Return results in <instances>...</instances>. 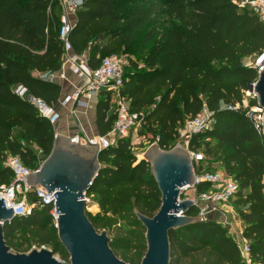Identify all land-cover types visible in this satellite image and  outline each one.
<instances>
[{
	"label": "trees",
	"instance_id": "16d2710c",
	"mask_svg": "<svg viewBox=\"0 0 264 264\" xmlns=\"http://www.w3.org/2000/svg\"><path fill=\"white\" fill-rule=\"evenodd\" d=\"M234 1L85 0L69 38L74 53L86 55L92 70L106 57L132 50L136 59L124 71L123 96L132 113L142 117L140 136L149 134L151 144L171 150L187 120L205 107L214 113V128L195 135L190 150L204 146L205 163H221L239 182L233 205L244 225L243 238L250 243L253 264H264V137L242 111L223 108L239 104L258 78L257 69L242 60L264 53V24ZM62 12L60 0H0V187L14 178L5 166L9 156L36 171L52 151L53 126L15 88L57 104L61 86L44 76L62 67ZM113 103L110 94H100L101 137L113 131ZM133 148L127 137L103 149L101 170L86 193L99 207L95 215L86 210L97 231L112 235L127 226L122 236L111 238L110 247L128 264L136 263L127 252L134 251L142 262L147 251L146 230L135 211L153 218L162 204L150 163L138 159ZM211 188L202 182L196 190ZM50 212V207L36 208L5 224L4 238L13 252L47 247L69 262ZM187 214L195 217L197 209ZM170 247V264H247L228 229L212 220L171 231Z\"/></svg>",
	"mask_w": 264,
	"mask_h": 264
},
{
	"label": "water",
	"instance_id": "95a60500",
	"mask_svg": "<svg viewBox=\"0 0 264 264\" xmlns=\"http://www.w3.org/2000/svg\"><path fill=\"white\" fill-rule=\"evenodd\" d=\"M258 103L264 108V66L255 85ZM264 137V131H263ZM98 144H72L68 137L57 135L50 155L40 168L27 177L31 188L44 187L56 192V227L61 245L69 254V262L58 259L47 248H33L28 253H15L6 244L5 224L16 217L0 200V264H128L111 249L106 231L98 232L86 213V193L101 170ZM161 193L159 212L149 218L139 211L135 215L146 230L147 251L141 264H170V232L201 223L187 213L193 201L182 200V190L194 188L196 173L189 151L182 147L163 150L154 144L144 154Z\"/></svg>",
	"mask_w": 264,
	"mask_h": 264
},
{
	"label": "built area",
	"instance_id": "2783aa9c",
	"mask_svg": "<svg viewBox=\"0 0 264 264\" xmlns=\"http://www.w3.org/2000/svg\"><path fill=\"white\" fill-rule=\"evenodd\" d=\"M60 2L63 12L60 17L59 39L64 45L65 54L74 53L69 38L74 26V21L71 17H76L78 11L84 7L85 0H60ZM234 3L239 9L252 11L264 24V0H238L234 1ZM66 62L72 65L74 72L81 75L83 83L73 95L66 98L64 104L72 102L76 106H85L87 101L98 98L102 92H105L110 94L114 103H116L115 113L117 118L112 131L115 139L130 137L135 124L143 126L142 117L132 113L130 102L123 96L124 65L123 61L117 55L106 57L97 70L89 68L86 55L79 56L74 54ZM263 66L264 53L257 57L256 63L252 68L257 69L259 74ZM44 78L51 79L52 76L48 74ZM61 79L65 80L64 74L61 75ZM256 81L245 91L242 101L239 104L235 107L223 108L232 111H242L251 121L255 130L263 136L264 108L259 105L258 95L255 93ZM15 93L35 106L39 114L49 120L55 131V127L61 119V114L55 106L48 105L43 100L34 97L22 86L16 87ZM214 125V113L205 107L199 115L187 120L179 129V137L173 147H182L190 153L196 173V184L194 188H185L182 192L185 190L194 191V196L188 197L187 199L193 201L194 208L197 209V217L202 222L209 221L216 215H223L225 210L232 206L231 203H233L239 191V182L234 177L227 175L225 172H205L203 168L206 160L205 155L199 151L194 152L190 150L192 138L199 133L212 130ZM57 135L55 132V137ZM70 142L81 145L98 144L100 149H107L113 144L107 136L90 139L87 135H85L83 141L79 137H75L70 139ZM154 144L158 145L157 141ZM5 166L10 168L14 176L9 185L0 187V200H4L6 208L13 209L15 217H21L32 215L36 208L50 207V213L54 221L57 222L58 214L56 211V198L54 197L56 192L49 194V191L44 187L37 186L31 188L27 185L26 176L31 175L34 171L26 167L19 157L9 156L5 162ZM202 182L211 183L212 188L209 191L198 193L196 187ZM262 185L264 194V178ZM29 195H33V198H30ZM85 199L88 203L87 197ZM237 246L243 260L247 264H253L250 243L244 238H241Z\"/></svg>",
	"mask_w": 264,
	"mask_h": 264
},
{
	"label": "crops",
	"instance_id": "0c3cea01",
	"mask_svg": "<svg viewBox=\"0 0 264 264\" xmlns=\"http://www.w3.org/2000/svg\"><path fill=\"white\" fill-rule=\"evenodd\" d=\"M71 19L75 23L76 17L72 16ZM74 54H65L62 59L61 70L50 74L52 78L49 80L59 84L62 89L61 96L55 105L61 114V119L55 127V132L69 139L79 137L83 141L85 135L90 139H95L101 137L97 127V104L99 97L87 101L85 106H76L72 102L64 104L66 98L73 95L83 83L81 75L74 72L72 65L66 62ZM62 74L65 75V80L61 79ZM107 137H109L111 143L116 141L112 132Z\"/></svg>",
	"mask_w": 264,
	"mask_h": 264
},
{
	"label": "rangeland",
	"instance_id": "374dc122",
	"mask_svg": "<svg viewBox=\"0 0 264 264\" xmlns=\"http://www.w3.org/2000/svg\"><path fill=\"white\" fill-rule=\"evenodd\" d=\"M118 58H120L123 61V70L125 71V69L129 66L130 63V59L135 60L136 57L132 54V50H128V51H123L120 54L117 55ZM257 60V57H250L247 59H243L242 62L245 66L248 67H252L255 65ZM116 103H113V111L116 110ZM142 126L135 124L132 133L130 135V138L132 140V144L134 146V154L138 157V159H143L145 152L147 151V149L149 147H151L153 144H151L150 142V135L147 134L146 136H140V133L142 131ZM200 153L204 154V146H201ZM39 159L42 162L45 157L42 155L41 152H39ZM204 171L205 172H211V173H223L224 170L222 168L221 163L218 162H212L211 165H207L206 163L204 164ZM194 196V191L193 190H185L182 192L181 194V199L185 200L188 197H193ZM88 199V203H87V211L92 213V214H97L99 212V207L97 205V201L94 197H90L87 198ZM232 206L228 207V209L225 210L223 215H216L215 217H213L211 220L215 221V222H220L221 224H223L229 231V234L234 238V240L236 241V243H238V241H240L241 238H243V232H244V225L243 222L241 220L240 215L238 214L237 208L234 207L233 203H231ZM54 224L56 226V222L54 221ZM127 226L125 224H123L121 226V228H118L115 233H113L112 235H108L109 238H113V236H122L123 235V231ZM145 229V228H144ZM123 230V231H122ZM101 232V231H98ZM243 240V239H242ZM50 249V248H49ZM123 253L119 252L117 254L119 259H123ZM126 255L129 258H134L135 259V263L136 264H141V261L138 259V257L136 256V254L134 253V251L131 252H127ZM58 259L61 260V258L59 256H56Z\"/></svg>",
	"mask_w": 264,
	"mask_h": 264
}]
</instances>
